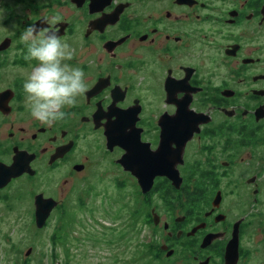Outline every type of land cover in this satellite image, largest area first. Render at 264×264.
<instances>
[{
  "label": "flooded vegetation",
  "instance_id": "af4514ba",
  "mask_svg": "<svg viewBox=\"0 0 264 264\" xmlns=\"http://www.w3.org/2000/svg\"><path fill=\"white\" fill-rule=\"evenodd\" d=\"M44 18L71 46L67 62L87 83L52 126L30 116L22 88L34 61H25L19 34L29 24L47 27ZM110 135L134 149L110 148ZM100 156L111 158L117 190L127 182L141 190L144 248L157 264L256 262L264 0H0V224L9 214L17 222L25 208L34 226L38 195L57 202L47 223L56 215L62 223L70 198L90 188ZM160 157L179 171L180 187L160 174ZM81 234L67 235V264H88Z\"/></svg>",
  "mask_w": 264,
  "mask_h": 264
},
{
  "label": "rangeland",
  "instance_id": "374dc122",
  "mask_svg": "<svg viewBox=\"0 0 264 264\" xmlns=\"http://www.w3.org/2000/svg\"><path fill=\"white\" fill-rule=\"evenodd\" d=\"M149 103L151 106L157 104ZM97 144H100L99 140ZM110 160L100 156L91 163V186L70 198L69 213L62 216V223L58 224L60 216L56 215L39 228L34 219L32 224L35 225L30 224L31 212L25 208L16 214L17 222L13 220V214H9L5 224H0V264H67L63 260L67 235L83 237V229L91 241L85 236V244L79 250L87 253L88 264H157L152 247L148 253L144 248L141 212L146 207L142 206L141 190L131 182H127L122 190H117L113 170L118 172L110 166ZM77 183L84 185L85 181L78 179ZM79 194H82V199L76 201ZM155 196L158 195L151 193L149 200ZM157 200L155 197L154 201ZM259 216L254 221L264 224L263 208ZM105 227L109 231H105ZM257 237V261L252 264H264V227L262 232L258 231ZM111 241L114 243H109ZM70 251L71 247L68 248Z\"/></svg>",
  "mask_w": 264,
  "mask_h": 264
},
{
  "label": "clouds",
  "instance_id": "9594fccd",
  "mask_svg": "<svg viewBox=\"0 0 264 264\" xmlns=\"http://www.w3.org/2000/svg\"><path fill=\"white\" fill-rule=\"evenodd\" d=\"M43 20L47 27L40 28L33 23L19 34L25 61H34L22 88L30 116L45 126H52L66 117V108L83 96L87 83L83 70L67 62L73 52L58 35V27L47 18Z\"/></svg>",
  "mask_w": 264,
  "mask_h": 264
},
{
  "label": "water",
  "instance_id": "95a60500",
  "mask_svg": "<svg viewBox=\"0 0 264 264\" xmlns=\"http://www.w3.org/2000/svg\"><path fill=\"white\" fill-rule=\"evenodd\" d=\"M138 144H139V141H138ZM107 145L110 148H112L113 146H116V145H120L129 151L134 149V144L133 143L130 144L126 138H118V137L114 138L113 135L109 136V140H108ZM119 162H120V164L124 165L125 167H126V164H128V161L125 160V157H123L121 159V161H119ZM155 164H162L163 171L160 174H162L164 176H168L169 178H172L176 187H180V184L182 181H181V178L179 175V171L178 170H176V171L172 170L174 165L169 164L168 161L166 159H164L163 157L158 158L155 161ZM7 177L9 178L10 175H8ZM142 184H145V183H142ZM147 184L149 185V187H147L145 189V191H148L151 188L150 186H152L153 182H149ZM35 205H36L35 223H36L37 227L42 228L45 225V223L47 222L48 218L50 217L52 210L57 206V202H55L52 199H45L42 195H38L35 199ZM211 241L212 240L210 238H207L206 240H204V242L202 244V248L207 247L211 243ZM231 247H230V250H229L228 255H227V261L230 260ZM234 253H235V260H236L237 254H238L236 243L234 246ZM203 264H207V262H205Z\"/></svg>",
  "mask_w": 264,
  "mask_h": 264
}]
</instances>
